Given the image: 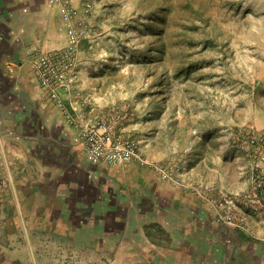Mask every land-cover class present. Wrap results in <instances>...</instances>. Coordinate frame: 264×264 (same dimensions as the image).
<instances>
[{
    "label": "rangeland",
    "instance_id": "rangeland-1",
    "mask_svg": "<svg viewBox=\"0 0 264 264\" xmlns=\"http://www.w3.org/2000/svg\"><path fill=\"white\" fill-rule=\"evenodd\" d=\"M34 1L42 13L28 7L41 24L24 23L23 0L0 5V53L26 51L21 64L7 59L0 68V144L10 143L13 167L14 146L25 143L30 164L28 149H38L75 169L87 164L89 176L80 196L47 200L48 208L28 215L25 236L7 232L0 215V264H257L258 240L252 258L240 247L241 213L262 210H252L251 198L264 170L252 162L250 187L220 197L208 177L216 163L234 171L243 144L252 154L264 149V0H84L90 11L74 17ZM72 27L81 38L65 90L88 104L87 117L75 113L78 104H65L132 140L140 155L131 162H93L33 75L31 56L68 48ZM19 65L24 87L13 77ZM39 111L41 120L34 119ZM200 163L203 181L187 180ZM185 178L216 215L170 198ZM9 219L17 224L19 217Z\"/></svg>",
    "mask_w": 264,
    "mask_h": 264
},
{
    "label": "crops",
    "instance_id": "crops-1",
    "mask_svg": "<svg viewBox=\"0 0 264 264\" xmlns=\"http://www.w3.org/2000/svg\"><path fill=\"white\" fill-rule=\"evenodd\" d=\"M4 1L5 0H0V5H2ZM13 1L21 2L22 0H13ZM23 2H24L23 5L26 7L34 6L35 8V6H37L38 4V3H35L34 0H23ZM75 4L79 5L78 7H80L79 10L81 12L82 9L80 5V1L76 0ZM29 7L27 8V13L25 14V18L23 19L24 23H32L33 21V24L35 23L41 24L42 15L38 16L37 19H35L31 15V10L29 9ZM41 8L42 7L39 6L35 8L38 11L35 10L33 12L35 14L42 13L40 10ZM49 18L54 19L52 17H49ZM46 35L47 36H44L45 37L44 44L46 43V46H48V42H50L48 37L50 35L48 34ZM37 37H39V39H36V36L34 37L36 41L37 40L43 41V38H42L43 36L39 35ZM25 53L26 51H3L2 53H0L1 54L0 55V68L2 67V63H4L7 59L17 61L18 63L21 64V60L24 57H26ZM20 69H22L21 65H19V69H17V71L15 70L16 75H13V77L17 78L18 87H22V86L24 87V86H27L26 85L27 81L26 79H24L25 77L22 75ZM33 75L36 78L35 73H33ZM9 77L10 75H8L7 73V78L9 79ZM40 90L43 91L42 87ZM61 93L67 103L74 104V105L78 104L77 109H76L77 111L75 113H78L82 116L87 117L88 112L86 110L89 109L88 104L87 103L84 104L83 102H81L82 104L78 103V100H81V99H76L79 93L75 94L74 92H72L75 94L74 95L70 91L68 92L65 89H61ZM32 98L35 99V95L34 96L32 95ZM48 98L51 99L49 96ZM31 103L33 105L36 104V102L34 101H31ZM39 103L40 102L38 101L37 104ZM52 103L58 106L53 101ZM24 107L25 106L22 107L23 112H21V114L18 115V117H20V119H22L23 121L25 120V117L28 116V113H27L28 110L27 109L24 110ZM33 109H35L36 111L35 107H33ZM35 111L33 114L36 113ZM34 119L41 120L40 111L37 112V115L35 116ZM71 133L73 135L72 139H74V134H75L74 130L71 131ZM23 144L25 143H21V148H23L22 147ZM58 147H60L61 150H63V148H66L67 146L63 145V146H58ZM14 148H17L19 153L18 154L14 153L17 156L18 161L16 162V165H14L13 167L12 165L14 163L13 159H11V156L8 155L7 153L11 149L10 143L7 142L5 144L4 142H2L0 144V160H1L0 161V210H1L0 213L1 214L0 215H2L4 219L2 224L4 226V229L7 232H10V230L12 231L16 230L18 233L23 234L24 231L27 232V230L31 228L30 226H32L31 223L27 222L26 217L31 214L35 216L36 213L41 212L42 208H48L46 204L47 200H52V199L73 200L75 196L77 195L80 196L79 192L81 191L83 192L84 190L83 189L84 188L83 177L85 176L87 177V175L89 174V171H88L89 167H87V164L82 163L81 161L76 162L77 167L75 169V166H74L75 162H72V161L64 160L65 161L64 162L59 159L46 160L43 157L45 156L42 153L43 151L38 150V149H36L35 151H29L28 149V153H30V157L34 159L32 164H30L28 162L29 157L26 154L25 149L23 148V150H20L21 148L18 146H14ZM239 151H241V154H238L239 156L235 157L234 159L236 163L234 171L230 172L229 166H226V168H224L223 166L219 167L218 163H216V165H213V166L211 165L209 167L208 182L212 186L213 194L216 197H220L221 194H233L236 192L239 193L241 191L246 190L248 187H250L249 179L251 175L250 169H251L252 162L256 163L258 167V171L264 170V149L263 148L259 155L252 154V149L250 148V146H246L244 144L242 145V149ZM211 164H212V161H211ZM15 166L17 169L16 171H13ZM196 167L197 169L196 171H194L193 175L191 174V175H188L187 177V180H191L193 178L194 183L198 181H203V178L205 177L204 174L206 171L205 169L203 170L201 163ZM232 173L235 176V178H233L234 180H232V178L231 180L229 179L230 175L232 176ZM59 177H63V179H60ZM58 179H60L61 181H58ZM73 180H75L74 183H73ZM59 183L65 186L62 188H57L55 184L58 185ZM69 183L73 184L74 186H68ZM78 183H80V185H78ZM53 185L55 186V188H52ZM88 188L89 187H87V191L89 192ZM177 189H178V192L176 194H170V198L174 199V201L176 200L177 202H181L184 205L192 204L193 209L198 208L200 210V208H204L207 212L209 211L211 212V214H215V215L219 211V209L210 207L208 203L203 201L192 190H190V187L186 182V178L184 180V185L177 186ZM57 208L58 209L61 208V204H59ZM11 215L13 216L17 215L19 217L17 224H15L13 220L9 219ZM241 215L244 219L243 223L247 229L244 227V230L241 231L243 240L241 242L240 247L244 250H247L246 252L249 254L247 258H252L253 256L254 257L257 256L256 263L264 264V202H263L262 210L260 212L256 214H251L249 212H246L244 209ZM23 235L25 236V234ZM256 240H258L257 242H259V245L262 247L259 249V251H257V255L255 254L254 251H252L254 255L251 257L250 253L252 252H250L249 250H250V247H254L252 242Z\"/></svg>",
    "mask_w": 264,
    "mask_h": 264
},
{
    "label": "built area",
    "instance_id": "built-area-1",
    "mask_svg": "<svg viewBox=\"0 0 264 264\" xmlns=\"http://www.w3.org/2000/svg\"><path fill=\"white\" fill-rule=\"evenodd\" d=\"M81 13L90 11V3L79 0ZM51 5L59 6L69 17L80 13L75 0H48ZM85 2V3H84ZM81 38V31L72 27L69 29V47L64 50L35 52L30 61L35 69L43 93L57 104L65 119L74 129L75 142L82 145L88 157L95 163L107 161L111 163L131 162L139 157L137 146L130 139L113 136L111 127L106 122H86L73 113L65 104L61 89L70 87V76L75 67V53ZM159 168V167H157ZM163 176L167 174L160 169ZM256 190L251 198L252 210L260 211L264 202V179H259ZM251 206V205H250Z\"/></svg>",
    "mask_w": 264,
    "mask_h": 264
}]
</instances>
